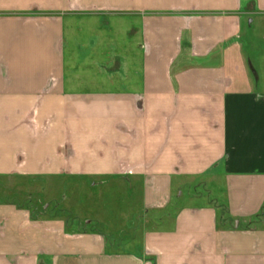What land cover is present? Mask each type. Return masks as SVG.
<instances>
[{
    "label": "crops",
    "instance_id": "0c3cea01",
    "mask_svg": "<svg viewBox=\"0 0 264 264\" xmlns=\"http://www.w3.org/2000/svg\"><path fill=\"white\" fill-rule=\"evenodd\" d=\"M252 36L264 0H0V179L117 178L144 214L125 247L0 200V264H264ZM98 53L106 76L80 78Z\"/></svg>",
    "mask_w": 264,
    "mask_h": 264
},
{
    "label": "rangeland",
    "instance_id": "374dc122",
    "mask_svg": "<svg viewBox=\"0 0 264 264\" xmlns=\"http://www.w3.org/2000/svg\"><path fill=\"white\" fill-rule=\"evenodd\" d=\"M90 33L83 31L78 33L76 40L81 55L92 56L90 44L109 37L106 32ZM102 36V37H101ZM105 36V37H103ZM98 37V38H97ZM120 37V36H119ZM254 46L248 49L251 63L264 64V41L252 36ZM127 39V38H126ZM96 54V53H95ZM106 54L98 53L96 61L86 59L85 63L77 68L78 75L83 79L100 80L106 76L107 63L110 61ZM99 65L102 68H98ZM72 71V70H70ZM263 71V70H262ZM217 204L221 199L216 198ZM202 193V191L200 190ZM18 201L26 207L34 217H46V219H59L66 223L67 229L79 231L92 230L109 239L123 241L126 246H132L140 241L143 230L141 224L144 216L141 208V192L136 187L117 178H78L72 176H46V178H24L13 176L0 179V200ZM176 199L175 193L173 200ZM151 212L149 215L152 216ZM219 215V210H218Z\"/></svg>",
    "mask_w": 264,
    "mask_h": 264
}]
</instances>
